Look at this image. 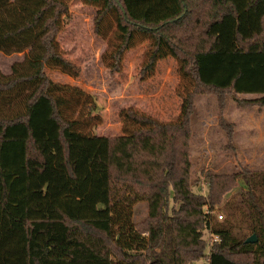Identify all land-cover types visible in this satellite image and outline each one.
<instances>
[{"label":"trees","instance_id":"trees-1","mask_svg":"<svg viewBox=\"0 0 264 264\" xmlns=\"http://www.w3.org/2000/svg\"><path fill=\"white\" fill-rule=\"evenodd\" d=\"M81 1L96 8L97 33L116 19L113 68L140 35L151 40L145 69L172 57L191 88L174 121L129 108L123 134L93 133L45 72L76 74L56 40L70 1L0 0V52H26L0 71V264H264V173L206 171L203 194L190 154L199 89L264 108V0ZM240 181V199L224 204ZM138 202L149 209L141 221Z\"/></svg>","mask_w":264,"mask_h":264},{"label":"rangeland","instance_id":"rangeland-1","mask_svg":"<svg viewBox=\"0 0 264 264\" xmlns=\"http://www.w3.org/2000/svg\"><path fill=\"white\" fill-rule=\"evenodd\" d=\"M69 1V16L64 19L56 40L64 58L76 66V74L48 65L45 72L54 83L68 88L61 96L71 99L73 116L83 119L93 133L107 136L123 134L121 114L129 108L161 122L176 120L181 113L183 98L191 88L190 81L179 72V63L166 57L157 60L152 69H145L151 40L137 35L116 70L111 56L120 43L116 19L110 17L97 33L96 8L81 0ZM25 54L0 52V71L10 74L12 65L22 61ZM216 61L221 69L226 60ZM218 73L223 78L226 72L221 69ZM201 90L194 95L196 117L190 142L193 176L201 179L195 190L207 194L208 188L202 181L206 171L232 172L241 166L257 174L264 173V108L245 106L233 93H205ZM251 95L241 96L247 98ZM95 102L97 110L90 117L88 108ZM244 188L240 181L225 195L224 204L235 203ZM257 193L262 201L264 193ZM148 211L147 202H138L134 206L135 221L146 218ZM214 214L220 221L229 217L223 204ZM235 218H238L235 223L243 225L248 217L241 211ZM204 241L206 252H209L210 235L207 231Z\"/></svg>","mask_w":264,"mask_h":264},{"label":"water","instance_id":"water-1","mask_svg":"<svg viewBox=\"0 0 264 264\" xmlns=\"http://www.w3.org/2000/svg\"><path fill=\"white\" fill-rule=\"evenodd\" d=\"M257 241L256 236L253 234L246 239V243H255Z\"/></svg>","mask_w":264,"mask_h":264},{"label":"built area","instance_id":"built-area-1","mask_svg":"<svg viewBox=\"0 0 264 264\" xmlns=\"http://www.w3.org/2000/svg\"><path fill=\"white\" fill-rule=\"evenodd\" d=\"M221 218V217H220Z\"/></svg>","mask_w":264,"mask_h":264}]
</instances>
